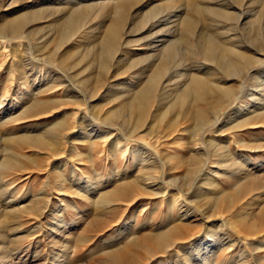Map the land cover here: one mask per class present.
Here are the masks:
<instances>
[{
    "label": "rangeland",
    "instance_id": "obj_1",
    "mask_svg": "<svg viewBox=\"0 0 264 264\" xmlns=\"http://www.w3.org/2000/svg\"><path fill=\"white\" fill-rule=\"evenodd\" d=\"M48 1L0 0V264H114L115 253L122 264H264V93L257 107L252 97L264 84V0ZM68 15L75 40L63 44ZM19 17L32 19L1 32ZM228 48L254 60L241 79L208 61ZM160 67L137 124L129 103ZM191 75L250 90L244 116L224 123L238 101L219 107L212 94L171 112ZM161 99L172 108L156 120ZM217 107L219 122L197 134V114Z\"/></svg>",
    "mask_w": 264,
    "mask_h": 264
},
{
    "label": "bare ground",
    "instance_id": "obj_2",
    "mask_svg": "<svg viewBox=\"0 0 264 264\" xmlns=\"http://www.w3.org/2000/svg\"><path fill=\"white\" fill-rule=\"evenodd\" d=\"M53 1V0H52ZM35 2V1H34ZM48 2H51L50 0L48 1ZM119 4V3H118ZM123 4H125V3H123ZM126 5V4H125ZM242 7V6H241ZM87 8H89V7H87ZM91 8V7H90ZM90 8L88 9V10H90ZM47 10V9H46ZM45 10V11H46ZM88 10H86V11H88ZM40 11H41V9H40ZM39 12V11H38ZM37 12V13H38ZM47 12V11H46ZM46 12H44V13H46ZM49 12V11H48ZM47 12V13H48ZM127 12V11H126ZM36 13V14H37ZM41 13H43V10H42V12H40V14ZM74 13V12H73ZM78 13H81L80 12V10L78 11ZM82 14H83V12H82ZM231 14V13H230ZM39 15V14H38ZM71 15V14H70ZM75 14H73V16H74ZM124 15V14H123ZM220 15V14H219ZM223 15H225V13L223 14ZM227 15V14H226ZM229 15V14H228ZM234 15V14H233ZM31 16H32V14H31ZM40 16V15H39ZM78 16H80V15H78ZM77 16V17H78ZM168 16V15H167ZM216 16V15H215ZM231 16V15H230ZM230 16H228V17H230ZM237 16V15H236ZM47 17V16H46ZM81 17V16H80ZM80 17H78L77 19L79 20V18ZM118 17V16H117ZM120 17V16H119ZM118 17V19H116V21H114V23L112 24V26H111V29H109V31L111 32L110 34L112 35V37L114 38V41L116 40V42H117V39H120V41H121V38H120V35L122 34V33H120L121 31V29H122V25H123V20H124V18H119ZM232 17V16H231ZM45 18V17H44ZM74 18V17H73ZM233 18V17H232ZM31 19H32V17L31 18H27V17H19L18 19H16L14 22H8L6 25H4L3 26V28H1V32H3V33H5V34H8V33H10V34H16V33H18L20 30H21V28H22V26L26 23V22H30L31 21ZM68 19H69V21H68V23H65V25H67V30H66V32L65 33H63V35H62V37H61V41H62V43L64 44V43H66V42H68V43H70L71 41H72V38L75 36V31H73L75 28V24H73V22L75 21V19H73V20H70V18H69V15H68ZM72 19V18H71ZM81 19H83V18H81ZM170 19V18H169ZM191 19V18H190ZM42 20H43V16H42ZM41 20V21H42ZM67 20V19H66ZM34 21V20H33ZM40 20H38V22H39ZM82 21V20H81ZM239 21H240V19H239ZM75 22H77V20L75 21ZM186 22V21H185ZM189 22V21H188ZM194 22V21H193ZM192 22V23H193ZM197 22V21H196ZM62 23H63V21H62ZM80 23H82V22H80L79 21V25H80ZM4 24V23H3ZM61 24V23H60ZM77 24V23H76ZM183 24H184V22H183ZM186 24V23H185ZM184 24V25H185ZM58 25V24H57ZM79 25L77 26L78 28H79ZM188 25V24H187ZM186 25V27L188 28V26ZM253 25V24H252ZM2 27V26H1ZM58 27V26H57ZM84 27V26H83ZM194 27V26H193ZM81 28H82V26H81ZM183 28H185V27H183ZM57 30V29H56ZM188 32H189V30H187ZM81 32V31H80ZM58 33H60V32H58ZM79 34V33H78ZM77 35V34H76ZM109 35V32L107 33V36ZM201 37H203V33L200 35ZM207 36V35H206ZM109 37H110V35H109ZM207 38V37H206ZM206 38H205V40H206ZM201 39V38H200ZM213 39H215V38H208V42H210L211 44H212V46L214 47V46H217V44L215 43V40H213ZM71 40V41H70ZM73 40H75L74 38H73ZM109 41H107V42H111V40L110 39H108ZM201 40H204V39H201ZM70 41V42H69ZM119 41V42H120ZM219 41V40H218ZM208 42H206V43H208ZM214 42V43H213ZM217 42V41H216ZM112 43H114L113 42V40H112ZM221 43V42H220ZM105 45H106V42H105ZM108 45L109 44H107V47H108ZM114 45H116V44H114ZM226 45V44H225ZM211 46V49L213 48ZM220 46V45H219ZM106 47V46H105ZM112 47V46H111ZM115 47V46H114ZM209 47V46H208ZM222 47V46H221ZM109 48V47H108ZM206 48H207V46H206ZM104 49V48H103ZM110 49V48H109ZM113 49V48H112ZM222 49H223V47H222ZM225 49V48H224ZM231 49V48H230ZM234 49H236V48H234ZM108 49L106 48L105 50H104V56L106 55L105 53H107L106 51H107ZM219 51H220V49H218ZM218 50H217V53H218ZM237 50V49H236ZM208 51V50H207ZM207 51H206V53H207ZM214 50H209L208 51V53L207 54H211V57H209V59L211 58V60H208V61H211L212 62V64H214L215 65V70H216V72H217V76L218 75H220V74H222L225 78L227 77V78H230V77H237V79H241V77H242V75H244V73L245 72H247L248 71V69H249V67H251L252 68V66H250V64H252L253 65V63H254V60H252L251 58V56H250V58L249 57H246V55H245V53L244 54H240L241 53V51H240V53L239 52H237V51H234V50H229V48H228V50H221L222 52H223V54L224 55H226L225 56V58H221V59H219L218 57H217V54H216V52L214 53L213 52ZM112 50L110 51V52H108V53H110V54H108V55H111V59H113V56H112ZM173 52H174V50H173V48L171 47V48H167V51H166V54L168 55V56H172L173 55ZM113 54H115V53H113ZM202 55V54H201ZM204 56V55H203ZM105 59H107V56L103 59L104 61H106ZM108 59H110V58H108ZM103 61V62H104ZM109 61V60H108ZM258 61V60H257ZM260 61V60H259ZM261 62H262V60H261ZM260 62V63H261ZM264 62V61H263ZM257 62H255V64H256ZM259 63V62H258ZM102 66V65H101ZM255 66V65H254ZM250 68V69H251ZM104 70V69H103ZM212 70V69H211ZM166 71H167V68H165V67H160L158 70H157V72H156V74H154L153 76H152V78L151 79H149V83H148V85L142 90L141 89V91H139L138 93L136 92V95L134 96V98H133V101L132 102H130L129 103V106L128 107H130L129 109H130V111H136V116H137V118H136V123L137 124H139V123H142L143 121H145L146 122V119H144V117L146 118V113H147V111L148 110H151V108H152V106H153V102H154V100H153V97H154V92H155V86L157 87V85H155V82H156V80L158 79V78H163V77H166V75H167V73H166ZM103 72V71H102ZM172 72V71H171ZM178 74V73H177ZM253 74V73H252ZM180 76H182V75H180ZM198 76V75H197ZM215 76H216V74H215ZM216 76V77H217ZM254 76V75H253ZM256 78L257 77H253V80H256ZM219 79V78H218ZM235 79V78H234ZM244 79V78H243ZM258 79V78H257ZM159 80V79H158ZM158 80H157V83H159L158 82ZM199 79L196 77V76H194V75H191V76H188V81H190L189 83H190V86H191V88H183L182 86L180 87L181 89L179 90V92H178V94H177V96H176V100L174 101L175 103H173L172 102V106H173V108H172V106L171 107H168L167 105H166V103H164L165 101L166 102H168V100L167 99H161V102L159 103V110H158V112H157V115H156V120H158V119H162V118H164V115H166V114H168V112H170L171 110H170V108H172V111L171 112H173V110H174V108L176 107V109H177V106L179 105H183L184 103L186 104V103H191V101L192 102H194V104H195V101L196 100H199V99H203V100H205V98L204 97H207L208 95H215L216 97H217V99H216V104H217V106H219L220 107V105H222L225 101H226V103L228 104L229 102H232V100L234 99L235 101H238V105H236L235 107V109H233L232 111H231V113H230V115L228 116V118L226 119V121H224V123H231V122H235L236 121V118L237 117H242V116H244V114L246 113V110H247V108L248 107H243V104L245 103L244 101L246 100L245 98H247V96H245V95H242L241 93L243 92V91H246L247 93L248 92H250V90H247L245 87L243 88V86H241L240 85V89H239V91L237 92V93H234L233 92V90L230 88V87H224L222 84H221V82H219L220 81V79H219V83L218 82H216V81H214V78L212 79L213 81H206V80H204V81H198ZM200 80H202V79H200ZM187 81V82H188ZM197 82H204L203 84H204V86L202 87H200V89H197V90H193V88H192V86L193 87H195V83H197ZM197 84H199V83H197ZM203 84H200V85H203ZM261 84V83H260ZM200 85H198V86H200ZM189 86V85H188ZM187 86V87H188ZM196 87H197V85H196ZM31 88V87H30ZM197 88H199V87H197ZM250 88V87H249ZM176 89H177V87H176ZM254 89H256L255 87H254ZM177 92V91H176ZM253 92V91H252ZM251 92V93H252ZM257 93H252L253 95H252V97H255L254 98V105L257 107V101H258V93L259 94H262V93H264V84H261V85H259V89H258V91H256ZM92 94H93V92H92ZM249 94V93H248ZM40 95V94H39ZM32 96V95H31ZM210 97V96H209ZM208 97V98H209ZM257 97V98H256ZM206 101H209V100H206ZM200 102H202V103H204V101H200L199 100V103ZM213 103H214V101H212ZM40 103V102H39ZM43 103V102H42ZM169 103V102H168ZM171 103V102H170ZM198 103V102H197ZM207 103V102H206ZM206 103H204V105L206 104ZM262 103V102H261ZM208 104V103H207ZM41 105V104H40ZM155 105V104H154ZM170 105V104H169ZM191 105V104H190ZM203 105V106H204ZM214 105V104H213ZM196 106H197V104H196ZM210 106V105H209ZM211 107H212V105H211ZM210 107V108H211ZM219 107H217V109L215 108L214 109V111H212V112H209V111H203V110H201L200 109V111H203L202 113H200V114H197V118H196V133L198 134V133H201L202 134V132L208 127V126H213V125H216L218 122H219V118H218V116H219V110H220V108ZM180 108V107H179ZM190 108V107H189ZM205 108H207V107H205ZM262 109H259V110H261V111H264V106L263 107H261ZM208 109V108H207ZM178 110H180V109H178ZM191 110V109H190ZM199 111V112H200ZM182 112H183V110H182ZM187 112H189L190 113V111H187ZM198 113V112H197ZM255 112H253V114H254ZM173 114V113H172ZM182 114V113H181ZM252 114V115H253ZM146 115V116H145ZM168 115H170V114H168ZM178 115V114H177ZM176 115V116H177ZM187 115V114H186ZM188 115H190V114H188ZM182 116V115H181ZM191 116V115H190ZM192 117V116H191ZM258 117H261L262 119L264 118V113H261L260 115H258ZM171 118V117H170ZM175 118H177V117H175ZM178 118H180V116L178 115ZM245 118V120H243V121H241L239 124H241L240 126H247V125H251L252 123H250V120L247 118V117H244ZM254 118V117H253ZM261 118H259V119H261ZM144 119V120H143ZM148 119V118H147ZM243 119V118H242ZM256 119H258V118H256ZM258 119V120H259ZM261 119V120H262ZM143 120V121H142ZM165 120V119H164ZM188 120V119H187ZM252 120V119H251ZM254 120V119H253ZM104 121H106V120H104ZM140 121H142V122H140ZM177 121V120H176ZM175 121V122H176ZM180 121V120H179ZM184 121H186V120H184ZM263 121H264V119H263ZM262 121V123H254V127L255 126H257L256 128H260V126H264V122ZM145 122H143V124L145 123ZM155 122V121H154ZM153 122V123H154ZM159 122H161L160 120L157 122L156 121V123H159ZM173 122V121H172ZM255 122H257V121H255ZM177 123H178V121H177ZM155 124V123H154ZM161 124H162V122H161ZM174 124V123H173ZM172 124V125H173ZM176 124V123H175ZM174 124V125H175ZM235 124V123H234ZM238 124V123H237ZM63 125V124H62ZM61 125V126H62ZM141 125V124H140ZM171 125V126H172ZM195 125V124H194ZM259 125V126H258ZM58 126V125H57ZM60 126V127H61ZM135 126V125H134ZM141 126H143V125H141ZM141 126H139L138 125V127H137V125H136V128L138 129L139 127H141ZM155 126H156V124H155ZM165 126V125H164ZM239 126V127H240ZM59 127V126H58ZM152 128H153V125L151 126ZM175 127V126H174ZM234 128H235V125H234ZM66 129H68V128H66ZM136 129V130H137ZM141 129V128H140ZM150 129V132H152V130L153 129H151V128H149ZM156 129H158V128H156ZM190 130V129H189ZM102 131V130H101ZM133 131V130H132ZM137 131H139V130H137ZM175 131V130H174ZM179 131V130H178ZM181 131V130H180ZM67 132V131H66ZM150 132H148L147 134H145V135H148ZM155 132V131H154ZM50 133V132H49ZM100 132L99 131H95V134H99ZM177 133V132H176ZM175 133V134H176ZM180 133V132H179ZM52 134V133H51ZM152 134V133H151ZM53 135V134H52ZM196 135V134H195ZM149 136V135H148ZM180 137L182 136V135H179ZM55 137H56V135H55ZM54 137V138H55ZM152 137H154V136H152ZM156 137V136H155ZM35 139H37V138H42V137H38L37 136V138L36 137H34ZM51 138V137H50ZM107 138V137H106ZM179 138V137H178ZM195 138V137H194ZM25 140H26V137L24 138ZM33 139V138H32ZM46 139V138H45ZM47 140V139H46ZM53 140H55V139H53ZM88 140V139H87ZM96 140V139H95ZM18 141H19V139H18ZM21 141V140H20ZM27 141V140H26ZM25 141V143H27ZM29 141V140H28ZM32 141V140H31ZM39 141H41V140H39ZM42 141H44V139L42 140ZM49 141V140H48ZM89 141V140H88ZM35 141H33V143H34ZM21 143V142H20ZM24 143V144H25ZM32 143V142H31ZM30 143V144H31ZM38 143V142H37ZM88 143V142H87ZM212 143V142H211ZM28 144H29V142H28ZM34 145H36L35 143H34ZM38 146H40V145H38ZM198 146V145H197ZM33 147V146H32ZM38 148V147H37ZM224 150H227V149H224ZM4 151V150H3ZM77 151V150H76ZM218 151V150H217ZM216 151V152H217ZM132 152V151H131ZM130 152V153H131ZM132 153H135L136 154V152L135 151H133ZM142 153V152H141ZM56 154V153H55ZM218 155V154H217ZM222 155V154H221ZM139 158H141V157H139ZM170 158V157H169ZM173 159H174V157H172ZM171 158V159H172ZM222 158V157H221ZM219 159V158H218ZM227 160V159H226ZM5 162V161H4ZM213 163V162H212ZM220 163V162H219ZM162 165V164H161ZM211 165V164H210ZM222 165V164H221ZM4 166V165H3ZM6 166V165H5ZM210 169H212V168H214V166H211V167H209ZM209 170V169H208ZM210 171V170H209ZM208 172V171H207ZM58 177V176H57ZM141 177V176H140ZM60 179V178H59ZM147 179H149V178H147ZM146 179V180H147ZM2 180V179H1ZM3 181V180H2ZM154 181V180H153ZM65 182V181H64ZM146 182V181H145ZM214 182L215 181H213V180H209V182L207 183V186L208 187H211V186H213V184H214ZM61 183V182H60ZM136 183V182H135ZM147 183V182H146ZM145 183V184H146ZM157 183V182H156ZM81 184V183H80ZM79 184V185H80ZM133 184V183H132ZM139 184V183H138ZM150 184H152V183H150ZM206 184V183H205ZM73 185V184H72ZM135 185V184H134ZM149 185V184H148ZM143 186V185H142ZM146 185H144V187H145ZM154 186H155V184H154ZM154 186H153V188H154ZM149 187H151V186H149ZM247 187V186H246ZM130 188V187H129ZM146 188H148V187H146ZM131 189V188H130ZM138 189V188H137ZM200 189V188H199ZM148 190V189H147ZM208 190V189H207ZM241 190H243V188L241 189ZM166 192V191H165ZM200 192V191H199ZM198 192V193H199ZM240 192H242V191H240ZM122 193V192H121ZM160 193V192H159ZM158 194V193H157ZM238 194V193H237ZM118 195V194H117ZM156 195V194H155ZM110 196V195H109ZM198 196V195H197ZM239 197V196H238ZM108 198V197H107ZM106 198V199H107ZM110 198V197H109ZM116 198V197H115ZM117 198H118V196H117ZM119 198H121V196H119ZM225 198V197H224ZM225 200H226V198H225ZM227 203H228V201H227ZM223 215V214H222ZM264 220V219H263ZM234 223V222H233ZM231 224H232V222H231ZM180 228V227H179ZM171 230H174V229H171ZM172 232V231H171ZM174 232H175V234L177 233V230H174ZM174 232H172V233H174ZM164 233V232H163ZM161 234H162V232H161ZM166 234V233H165ZM164 234V235H165ZM262 234V233H261ZM148 236V235H147ZM171 237H172V235H170ZM149 237V236H148ZM169 237V235H167V236H164V237H157V238H155V239H160V240H165V239H167ZM179 237H181V235L179 236ZM145 238V237H144ZM151 238V237H150ZM176 238H178V237H176ZM250 238V237H249ZM149 239V238H148ZM180 239V238H179ZM245 239V238H244ZM135 241V240H134ZM150 241H153V239L152 240H150ZM149 241V242H150ZM157 242V241H156ZM160 242V241H159ZM158 242V243H159ZM164 242V241H163ZM168 242H171V241H168ZM135 243V242H134ZM137 244L139 243V242H136ZM136 243H135V245H136ZM157 243V244H158ZM160 243H162V241L160 242ZM159 243V244H160ZM141 244V243H140ZM154 244V243H153ZM153 244H151V245H153ZM156 244V243H155ZM170 244H172V243H170ZM147 245V247L149 246V244H146ZM150 245V246H151ZM165 245V244H164ZM163 245V246H164ZM166 245H168V243L166 244ZM245 244H243L242 245V248H243V246H244ZM173 247L175 246V245H172ZM171 246V247H172ZM128 247V246H127ZM136 247V246H135ZM142 247V246H141ZM144 247V246H143ZM157 247V246H156ZM154 248V247H153ZM160 248V247H159ZM165 248V247H164ZM251 248V247H250ZM151 249V248H150ZM156 249V248H155ZM158 249V248H157ZM161 249V248H160ZM166 249H167V247H166ZM168 250V249H167ZM160 251V250H159ZM149 253V252H148ZM244 253V252H243ZM258 253V252H257ZM111 255V256H110ZM110 255H108L109 257H110V259L112 260V262L114 263V264H122V261H123V256H122V254H120V253H115V254H110ZM125 255V254H124ZM133 255V254H132ZM243 255V254H242ZM135 256V255H134ZM133 256V257H134ZM264 257V256H263ZM131 258V257H130ZM242 258H244V257H242ZM137 259V258H136ZM125 260H127V259H125ZM131 260V259H130ZM124 263V262H123ZM234 263V262H233ZM130 264V263H129ZM132 264V263H131ZM135 264H136V262H135Z\"/></svg>",
    "mask_w": 264,
    "mask_h": 264
}]
</instances>
